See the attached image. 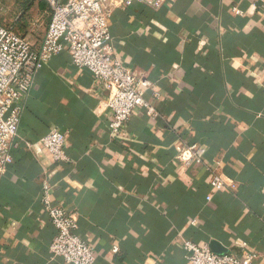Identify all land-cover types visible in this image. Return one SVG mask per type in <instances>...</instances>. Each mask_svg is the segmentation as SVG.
I'll return each mask as SVG.
<instances>
[{
    "label": "crops",
    "instance_id": "crops-1",
    "mask_svg": "<svg viewBox=\"0 0 264 264\" xmlns=\"http://www.w3.org/2000/svg\"><path fill=\"white\" fill-rule=\"evenodd\" d=\"M45 12L40 40L25 36L35 47ZM110 31L123 64L153 83L145 97L160 116L139 109L113 137L105 85L66 51L53 57L0 179V264H65L50 252L44 183L54 206L77 215L95 264H188L184 241L264 264V9L255 0L119 7ZM52 129L65 133L67 163L41 144ZM194 144L206 157L185 167L176 156ZM215 171L237 189L215 193Z\"/></svg>",
    "mask_w": 264,
    "mask_h": 264
},
{
    "label": "built area",
    "instance_id": "built-area-1",
    "mask_svg": "<svg viewBox=\"0 0 264 264\" xmlns=\"http://www.w3.org/2000/svg\"><path fill=\"white\" fill-rule=\"evenodd\" d=\"M50 9L51 20L45 37L35 47L26 37L0 25V179L13 164L12 151L18 136L25 103L35 85L40 70L53 58L67 52L71 64L87 71L95 81L102 82L108 91V106L113 113L109 125L113 137H120L132 115L144 109L151 119L160 115L146 94L153 83L135 73L116 55L110 31V20L119 8L145 6L159 10L176 0H43ZM264 9V0H255ZM158 98L159 95L155 94ZM66 136L52 129L41 140L55 163H67ZM206 149L194 144L184 147L176 156L185 167L201 165ZM210 186L215 193L236 190V184L214 172ZM43 203L57 231L50 247L53 257L65 264H95L94 249L78 235V217L51 201L50 185H43ZM212 197H207L210 202ZM192 224H196L194 221ZM188 264H255L258 255L247 253L217 255L209 247L184 241ZM118 248L114 247L113 252Z\"/></svg>",
    "mask_w": 264,
    "mask_h": 264
},
{
    "label": "rangeland",
    "instance_id": "rangeland-1",
    "mask_svg": "<svg viewBox=\"0 0 264 264\" xmlns=\"http://www.w3.org/2000/svg\"><path fill=\"white\" fill-rule=\"evenodd\" d=\"M43 0H0V25L40 40L48 22Z\"/></svg>",
    "mask_w": 264,
    "mask_h": 264
},
{
    "label": "trees",
    "instance_id": "trees-1",
    "mask_svg": "<svg viewBox=\"0 0 264 264\" xmlns=\"http://www.w3.org/2000/svg\"><path fill=\"white\" fill-rule=\"evenodd\" d=\"M45 5H46V7H48L46 3H45Z\"/></svg>",
    "mask_w": 264,
    "mask_h": 264
}]
</instances>
